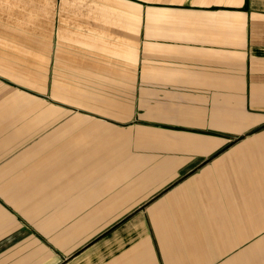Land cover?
I'll return each instance as SVG.
<instances>
[{
  "label": "crops",
  "instance_id": "0c3cea01",
  "mask_svg": "<svg viewBox=\"0 0 264 264\" xmlns=\"http://www.w3.org/2000/svg\"><path fill=\"white\" fill-rule=\"evenodd\" d=\"M0 264H264V0H0Z\"/></svg>",
  "mask_w": 264,
  "mask_h": 264
},
{
  "label": "rangeland",
  "instance_id": "374dc122",
  "mask_svg": "<svg viewBox=\"0 0 264 264\" xmlns=\"http://www.w3.org/2000/svg\"><path fill=\"white\" fill-rule=\"evenodd\" d=\"M0 204H1V205H8V202L4 199V197L2 198V197L0 196Z\"/></svg>",
  "mask_w": 264,
  "mask_h": 264
}]
</instances>
